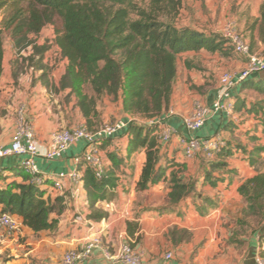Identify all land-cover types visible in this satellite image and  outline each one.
I'll return each instance as SVG.
<instances>
[{
    "label": "crops",
    "instance_id": "1",
    "mask_svg": "<svg viewBox=\"0 0 264 264\" xmlns=\"http://www.w3.org/2000/svg\"><path fill=\"white\" fill-rule=\"evenodd\" d=\"M248 1L249 8L255 13L253 19H248L249 14L246 13L247 18L241 24L244 35L241 34L250 45L252 54L264 56L261 16L264 0ZM225 13L228 15L227 9ZM185 27L206 34L218 32L196 29L190 24ZM33 52L32 47L30 54ZM247 61V56L233 51L229 56L207 51L178 56L177 66L183 77L180 80L178 76L171 99V113L162 118L164 128L170 127L175 131L171 141L160 142V165L168 169L165 176L146 191L138 189L146 164V151L139 149L130 153L128 128L97 146L107 173L115 177L116 187L109 191V200L98 202L94 207H91L85 190L84 176L88 168L76 162L87 151L85 142L72 146L62 159L48 161L42 156L37 158L38 167L45 177L78 170L83 176V184L78 187L65 180L63 189L57 190L47 182L41 188L45 191V199L54 202L61 197L64 200L65 211L57 228L37 234L24 226L20 217L14 216L21 225L20 236L0 243V264H63L66 253L82 249L96 237L101 239V246L94 250L89 260L79 264H121L117 258L124 243L131 244L141 255V264H256L258 255L264 257L261 233L239 238L235 243L231 237L234 222L241 218L245 208L240 187L264 173V92L257 90L261 88L264 91V73L252 76L233 91L236 120L216 115L203 129L193 134L188 133L183 124V119L192 113L196 103L212 106L221 90L223 73L237 74ZM33 70L20 74L15 80L4 56L0 103L4 101L0 110H6L7 114L4 117L0 115V135L2 144L9 147L16 131L15 110L24 107L43 155L53 133L67 127L86 125V120L78 108L74 109L76 120L72 124H67L60 117L63 112L55 113L48 103L52 97L48 84L58 86V82L45 80L42 76L38 78ZM106 105L103 109L98 106L103 123L110 119L129 120L120 103ZM136 121L139 125L146 123L145 120ZM217 135L230 144L232 154L225 160L224 169L212 173L210 163L213 160L204 154L188 159L181 141L183 138L206 139ZM21 162L20 157L0 160V189L13 182H24ZM209 172L212 174L207 179ZM173 176L184 182L196 183V191L177 204L169 199ZM211 177L216 186L210 184ZM2 210L3 206H0V212ZM128 223L134 224L133 235L128 232ZM169 253L173 254L172 261L165 258Z\"/></svg>",
    "mask_w": 264,
    "mask_h": 264
},
{
    "label": "trees",
    "instance_id": "2",
    "mask_svg": "<svg viewBox=\"0 0 264 264\" xmlns=\"http://www.w3.org/2000/svg\"><path fill=\"white\" fill-rule=\"evenodd\" d=\"M183 2L150 0V9H143L134 0H0V13H8L0 27V76L5 34L19 51L32 46L34 52L27 62L32 66L37 58L38 68L44 70L42 63L47 48L38 47L32 37L47 26L55 27L57 42L68 64L59 85L48 84V88L66 93V104L74 99L89 130L101 123L98 106L103 98L122 105L123 112L134 121L128 127L130 153L146 151V164L138 184L140 191H146L165 176L168 168L160 165L161 141L157 133L161 127L142 126L136 120H162L169 113L178 79L179 55L207 51L229 56L233 51L221 34L179 26L176 20ZM261 16L264 31V4ZM47 74L44 72L42 77L46 78ZM14 78L17 80V75ZM257 90L264 92L261 88ZM262 121L264 134V114ZM231 154L227 143L211 161L212 173L224 169ZM20 169L24 182H13L0 189L1 212L20 217L24 226L34 233L55 230L65 211L63 198L54 202L46 200L45 191L30 183V177L21 166ZM212 173L209 172L207 179ZM84 182L91 207L109 200V191L116 187L112 173L98 180L90 168L85 172ZM171 182L169 199L173 204L196 191L193 181L184 182L173 176ZM209 182L216 186L212 177ZM239 193L245 208L232 230L231 241L235 243L237 238L245 239L257 233L264 240V173L245 182ZM133 227L134 224L128 223L130 235Z\"/></svg>",
    "mask_w": 264,
    "mask_h": 264
},
{
    "label": "built area",
    "instance_id": "3",
    "mask_svg": "<svg viewBox=\"0 0 264 264\" xmlns=\"http://www.w3.org/2000/svg\"><path fill=\"white\" fill-rule=\"evenodd\" d=\"M222 36L228 41V46L236 54L247 56L246 66L237 74L223 73L220 77L221 90L218 93L212 106H204L196 103L192 113L183 119V124L188 133H196L203 129L208 120L216 115H225L232 121L236 120V103L233 91L238 85L247 82L252 76L264 73V56L252 54L251 47L234 23L226 25ZM134 122L119 120L112 124L104 125L95 130H89L86 125H79L72 129H64L53 133L48 150L41 155L36 140V132L33 125L27 120L24 107H20L17 113L16 131L12 136L11 144L6 147L2 144L0 135V160L13 157L22 158L21 168L30 177V183L43 188L47 182H51L57 190H62L64 181L69 180L74 185L83 184V176L78 170L70 173H60L53 177H45L37 164V158L43 157L48 161L62 159L69 149L79 142L87 144V151L84 156L76 160L77 165H84L94 171L98 180L107 175L104 161L97 151V146L116 137L125 131ZM158 125L161 131L157 133L161 142H169L175 135V131L164 128L163 120L146 121L142 126ZM163 126V128H162ZM181 143L184 146L185 155L193 159L199 154H204L209 160H214L218 154L227 146L226 141L219 135L206 139L197 137L183 138ZM2 171L0 169V175ZM21 225L9 214L0 212V243L20 236ZM101 246V239L96 237L88 242L82 249L73 250L65 254L63 264H79L91 258L95 249ZM167 261L173 260V254L166 255ZM121 264H141V255L134 250L129 243L120 247L117 258ZM256 264H264V257L258 255Z\"/></svg>",
    "mask_w": 264,
    "mask_h": 264
},
{
    "label": "rangeland",
    "instance_id": "4",
    "mask_svg": "<svg viewBox=\"0 0 264 264\" xmlns=\"http://www.w3.org/2000/svg\"><path fill=\"white\" fill-rule=\"evenodd\" d=\"M248 0H184L183 7L181 9V13L179 18L176 20V23L181 26L185 27L186 25H191L196 29H203V30H217V34H221L229 23H234L240 32L244 35V29L242 30L241 24L244 23L243 21L247 18L246 13L248 12L249 18L253 19V12L249 8V1ZM135 5L143 9H150V0H134ZM225 3V5H224ZM225 9L228 10V15L225 13ZM7 11H3L0 13V27L1 23L3 22L5 16H7ZM134 19H137L135 15H131ZM241 22V23H240ZM33 41H35L38 47H46L47 51L45 53V59L43 60L42 65L44 66V70H40L39 63L37 58L35 59L32 66H29L28 59L30 58L32 51V47H28L25 50L19 51L16 48H12L13 41L11 40L8 34L4 36V44H5V58L8 61V64L12 68V76L13 78L15 75L19 76L20 74L24 75L27 71L33 68V74H37V77L43 76L44 72L48 73L45 80L57 81L58 84L60 83L61 77L64 74L68 60H66L61 53L60 46L57 42V34L56 28L53 26L45 27L42 32L36 36L32 37ZM13 57H15L13 59ZM178 76L180 80L183 77L182 71L178 70ZM15 79V78H14ZM52 97L48 103L51 105L52 110L60 114L63 112L64 115H61L62 119L67 124H72L76 120V114L74 109L75 101L72 99L68 104H66V93H56L52 91ZM4 100H1L3 103ZM106 103H114L112 100L108 98H103L100 102V107L102 109L107 106ZM7 104H11L10 101H7ZM21 107V106H20ZM16 109V117L17 113L20 109ZM171 113V110L169 111ZM7 114V111L4 109L0 110V115L4 117ZM119 121V119L115 120H108L106 123L100 118V122L98 129L104 125L112 124ZM143 121V120H142ZM65 129H70L69 127ZM94 129V130H95ZM236 226V222H234V227ZM239 239V238H237Z\"/></svg>",
    "mask_w": 264,
    "mask_h": 264
}]
</instances>
